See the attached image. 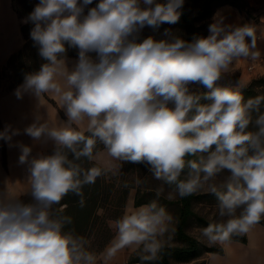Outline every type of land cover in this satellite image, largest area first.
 Instances as JSON below:
<instances>
[{"label": "clouds", "instance_id": "clouds-1", "mask_svg": "<svg viewBox=\"0 0 264 264\" xmlns=\"http://www.w3.org/2000/svg\"><path fill=\"white\" fill-rule=\"evenodd\" d=\"M92 3L39 0L26 18L33 24L30 38L44 63L25 74L15 95L22 99L29 93L39 100L55 93L67 120L49 126L36 116L24 129L34 141H52L54 149L49 155L31 156L30 146L19 145L18 162L27 165L33 202L0 194V264H94L87 242L64 231L71 218L55 215L53 206L72 193L83 207V187L103 172L77 161H91L97 142L115 160L144 164L156 180L174 185L180 197L226 170L223 191L211 190L219 216L227 219L210 223L202 235L224 243L249 232L264 217V96L245 101L238 86L219 82L234 61L259 57L254 28L215 19L209 35L193 42L169 28L161 39L139 40L145 26L158 30L176 24L184 0H99L85 15ZM68 48L78 49L71 69ZM192 85L206 91L197 93ZM85 120L89 135L73 127ZM250 124L255 131H249ZM19 134L9 127L0 139L8 142ZM185 168L187 178L180 179ZM172 222L156 201L126 212L115 222L117 239L108 257L116 249L137 245L148 254L142 259H154L158 239Z\"/></svg>", "mask_w": 264, "mask_h": 264}, {"label": "trees", "instance_id": "trees-1", "mask_svg": "<svg viewBox=\"0 0 264 264\" xmlns=\"http://www.w3.org/2000/svg\"><path fill=\"white\" fill-rule=\"evenodd\" d=\"M98 2L99 0H93V3L85 8L84 14L86 15L88 9L95 7ZM38 3L39 0H13L14 8L20 17L25 20L22 25V31L26 38L25 46L13 54L8 61L9 69L12 71L14 77L18 79L15 86L23 84L25 74L38 71L40 65L44 63L38 55V48L34 46V42L30 38V30L33 24L26 22V18ZM223 5H232L240 11L245 12L249 17H252V11L249 8L247 0H184L183 7L179 10L181 12L179 21L172 25L163 24L158 30L151 28V36H154L156 39H161L163 38L162 33L165 28L171 29L174 33L178 28H184L187 34L179 36L185 41L193 42L196 38L207 37L209 34V25L213 21L214 13L217 8ZM142 31L138 33L139 40H143L150 35ZM72 54H78V49L68 48L66 55ZM90 55L96 58L95 53H90ZM222 77H224V80L221 84L219 83L221 86L231 85L236 87L240 82L239 74L236 72L223 73ZM200 87L202 92L206 91L202 86ZM239 90L245 101L249 98L264 96V76L253 80L249 85L239 88ZM201 102L208 103L209 101L202 100ZM261 111L264 112V104L261 105ZM255 116L256 114L253 113V120ZM255 130V125L250 124L249 131ZM84 134L89 135L88 132ZM102 148H104V145L97 142L93 150V155ZM52 152L53 149L48 151L46 155ZM69 158H71V155H69ZM186 159L197 160L198 157H186ZM77 163L86 169L98 167L102 170L103 174L96 179L94 184L83 187V207L79 204L80 197L69 193L59 205L53 206V212L57 216L71 218V223L66 225L64 231L71 232L74 236L82 237L87 242L85 245L86 250L93 254L95 259L114 239L115 232L111 226V222L117 221L124 215L126 201L133 188L137 189L135 206L156 201L152 196L158 199L157 204L164 207L169 214V207L176 206L177 222L174 233L178 244L171 245L166 242L160 244L159 238L158 244L160 247L154 259H142V257L148 255L147 253L142 255L136 254L143 252L141 246L135 253V255L139 256H131L130 262L140 261L143 264H173V261H176L180 263L198 264L201 262V264H206L205 254H224L222 246H204L196 236L188 231V226L194 221L201 229H204L210 223H215L199 214L196 210L197 203L204 200L210 201L214 198L217 199L212 191L197 192L195 190L190 195L184 197L179 196L174 201L168 199L163 193L157 196L160 183H156L154 186L148 183L149 178L153 176L144 164L122 162L118 170L112 171L103 167L94 159L89 161L86 158H81ZM187 172L188 169L185 168L180 179H186ZM135 176H137L138 180H135ZM160 185L174 190V185L169 186L163 182ZM219 190L223 191V188ZM20 200L26 204L33 202L30 194L22 196ZM258 223L264 225V220H260ZM229 240L247 243L248 237L246 234H234Z\"/></svg>", "mask_w": 264, "mask_h": 264}, {"label": "crops", "instance_id": "crops-1", "mask_svg": "<svg viewBox=\"0 0 264 264\" xmlns=\"http://www.w3.org/2000/svg\"><path fill=\"white\" fill-rule=\"evenodd\" d=\"M247 1L252 11V16H258L262 20L260 32L263 34V37L257 40L256 50L259 52V57L256 60L241 58L234 61L227 72L239 74L240 82L237 85L238 88L247 86L253 80L264 76V19L261 16L264 11V0ZM248 18L249 16L238 8L232 5H223L216 9L212 23L215 19H223L226 25L239 26L244 25ZM24 22L25 20L20 17L14 8L13 0H0V71L7 66L10 57L21 50L26 44V38L22 31ZM77 58L78 54L66 55L69 69L74 67ZM93 59L95 58L93 57ZM19 86L17 85L0 94V132L10 127L12 130H19L20 133L19 135H14L11 141L8 142L0 139V194L6 192L10 196L21 198L29 193L30 185L27 180V165H21L18 162L21 154L19 145L30 146L32 148L31 156L46 155L48 151L54 149L52 141H48L47 143L34 141L30 136L24 134V129L35 121L36 116L39 117L41 122H45L49 126H59L61 122L67 120V117L61 107L57 94L45 93L38 100L35 96L25 93L22 99H18L15 92ZM73 127L86 133L87 121L85 120L79 126L74 124ZM93 159L112 171L118 170L122 165V161L115 160L108 155L105 147L96 151ZM136 194L137 189H131L126 201L124 214L138 209L142 205H147L135 206ZM115 222H111V226L115 232L114 239L95 259L94 264H124L140 249L141 246L131 245L122 249H116L111 258L108 257V253L114 249L117 239ZM252 228L264 231L263 228L256 224ZM246 235L248 237L247 243L251 240V244L252 238L250 239L248 232ZM163 239L164 237L160 238V244L163 243ZM218 245L223 247L225 253L228 246L235 249L244 247V243L232 240L219 243ZM209 254L210 256L205 258L206 264H216L212 262V259L217 254ZM239 255H243V253ZM239 255L236 257H239ZM238 260L240 261L241 259ZM261 262L264 264L262 259Z\"/></svg>", "mask_w": 264, "mask_h": 264}, {"label": "rangeland", "instance_id": "rangeland-1", "mask_svg": "<svg viewBox=\"0 0 264 264\" xmlns=\"http://www.w3.org/2000/svg\"><path fill=\"white\" fill-rule=\"evenodd\" d=\"M142 30H143L142 31L143 33L147 35L150 34L149 36H151V33H150V31L152 30L151 27L145 26ZM186 32L187 31L184 28H178L175 33L177 35H185L187 34ZM17 80L18 79L14 77L12 71L9 69L8 64H7V66L3 70L0 71V94L14 87L17 84ZM223 80H224V77H222L219 83L221 84ZM191 87L197 93L202 92V89L199 85H192ZM228 176H229V173L226 170L222 171L212 180L208 181L207 183H203L202 186L196 189V191L197 192H210L212 191L211 189L213 186L216 187L218 190L222 189L223 185L227 181ZM134 178L135 180H138L137 176H135ZM148 181H149L148 183H150L152 186H154L156 183L162 184V181L156 180L153 177H150ZM139 182L141 183L140 180ZM160 184H159L160 193H163V195H165L168 199L175 201L179 198V195L176 194L174 190H171ZM152 198L156 200V202H158V199H156L153 196ZM169 210H170V215L173 217V222L169 226L170 228L169 232H167L166 235L164 236L163 243L166 242L171 245L178 244V242L176 241L175 233H174L176 222H177L176 206H170ZM196 210L199 212V214L205 216L207 219L211 221H214L215 223L223 222L224 220L227 219V217L222 218L219 216L218 201L215 198L210 201L204 200V201L197 203ZM237 215H239V210H237ZM261 220H264V217H261ZM256 225L263 228L264 230V225L259 224V223H257ZM202 230L203 229H201L195 221L188 226L189 233L196 236L200 240L202 245L207 246V247L208 246L209 247L218 246L219 242H216V243L210 242L207 237H204L202 235ZM248 235L250 239L252 238L251 244H250L251 240H249V243H244V247L239 248V249L237 248L235 249V248L228 246L226 248V253L224 252L225 254L215 255L214 258L212 259V262L216 264H229V263L231 264H263L261 262V259L264 262V231H260V230H257L251 227L248 232ZM240 253H243V255H239ZM136 254L142 255V254H145V252H140ZM139 255L133 254L132 256H139ZM238 255L239 257H236ZM208 256H210L209 253L205 254V258ZM238 259H241V260L239 261ZM258 261L260 262L258 263ZM173 264H196V263H180V262L173 261ZM198 264H201V262H199Z\"/></svg>", "mask_w": 264, "mask_h": 264}, {"label": "built area", "instance_id": "built-area-1", "mask_svg": "<svg viewBox=\"0 0 264 264\" xmlns=\"http://www.w3.org/2000/svg\"><path fill=\"white\" fill-rule=\"evenodd\" d=\"M261 16L264 19V11L262 12ZM261 21L262 20H260V18L258 16H252V17H249L245 22V24H249L250 26H252L254 28V30L256 32L257 40H259L263 37V34L260 32ZM124 264H143V263L140 261H135V262L127 261Z\"/></svg>", "mask_w": 264, "mask_h": 264}]
</instances>
